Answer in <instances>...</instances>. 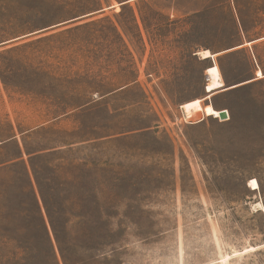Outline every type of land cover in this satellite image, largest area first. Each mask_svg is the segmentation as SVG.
Segmentation results:
<instances>
[{"label":"rangeland","instance_id":"374dc122","mask_svg":"<svg viewBox=\"0 0 264 264\" xmlns=\"http://www.w3.org/2000/svg\"><path fill=\"white\" fill-rule=\"evenodd\" d=\"M11 132L74 213L70 264H264V0H0ZM19 245L0 264H43Z\"/></svg>","mask_w":264,"mask_h":264},{"label":"trees","instance_id":"16d2710c","mask_svg":"<svg viewBox=\"0 0 264 264\" xmlns=\"http://www.w3.org/2000/svg\"><path fill=\"white\" fill-rule=\"evenodd\" d=\"M2 142L0 149L12 145L16 153L0 160V210L5 206L1 200L11 196L15 203L12 216L14 219L22 220V223L12 227H0V257L2 259L7 257V253L3 252L6 246L16 244V249L11 252L12 257L9 260L21 259L23 247L19 244L24 238L29 246L44 247L43 251L37 249V252L43 255V264H60L56 246L64 263L70 264L65 235L74 213L68 207V200L52 204L48 195L50 183L47 179L46 194L44 182L33 162L36 155L28 153L29 160L24 159L23 149L14 132L4 136Z\"/></svg>","mask_w":264,"mask_h":264},{"label":"bare ground","instance_id":"6f19581e","mask_svg":"<svg viewBox=\"0 0 264 264\" xmlns=\"http://www.w3.org/2000/svg\"><path fill=\"white\" fill-rule=\"evenodd\" d=\"M202 58H209V57H213L214 55H216L215 53H211V51L209 49H202L199 51L198 53ZM211 74L212 77V83L216 84L220 81L221 76L218 73L217 69H211L208 71Z\"/></svg>","mask_w":264,"mask_h":264},{"label":"water","instance_id":"95a60500","mask_svg":"<svg viewBox=\"0 0 264 264\" xmlns=\"http://www.w3.org/2000/svg\"><path fill=\"white\" fill-rule=\"evenodd\" d=\"M5 42H3V43H1V44H4ZM238 85H241V84H233V85H230V86H225V90H227V89H231V88H235V87H237ZM220 112H219V119L220 120H227V119H229V112H228V110L227 109H220L219 110Z\"/></svg>","mask_w":264,"mask_h":264},{"label":"crops","instance_id":"0c3cea01","mask_svg":"<svg viewBox=\"0 0 264 264\" xmlns=\"http://www.w3.org/2000/svg\"><path fill=\"white\" fill-rule=\"evenodd\" d=\"M253 41H250V42H247L248 44H250V43H252ZM239 46H244V44H241V45H239Z\"/></svg>","mask_w":264,"mask_h":264},{"label":"built area","instance_id":"2783aa9c","mask_svg":"<svg viewBox=\"0 0 264 264\" xmlns=\"http://www.w3.org/2000/svg\"><path fill=\"white\" fill-rule=\"evenodd\" d=\"M217 118H219V116Z\"/></svg>","mask_w":264,"mask_h":264},{"label":"snow or ice","instance_id":"6c2138e0","mask_svg":"<svg viewBox=\"0 0 264 264\" xmlns=\"http://www.w3.org/2000/svg\"><path fill=\"white\" fill-rule=\"evenodd\" d=\"M255 182H253V184H254Z\"/></svg>","mask_w":264,"mask_h":264}]
</instances>
